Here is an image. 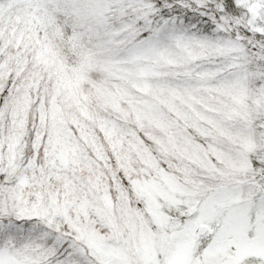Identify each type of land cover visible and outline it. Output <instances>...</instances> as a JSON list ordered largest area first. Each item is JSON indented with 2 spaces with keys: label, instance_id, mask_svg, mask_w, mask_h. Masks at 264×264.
Returning a JSON list of instances; mask_svg holds the SVG:
<instances>
[{
  "label": "snow or ice",
  "instance_id": "1",
  "mask_svg": "<svg viewBox=\"0 0 264 264\" xmlns=\"http://www.w3.org/2000/svg\"><path fill=\"white\" fill-rule=\"evenodd\" d=\"M0 264H264V0H0Z\"/></svg>",
  "mask_w": 264,
  "mask_h": 264
}]
</instances>
